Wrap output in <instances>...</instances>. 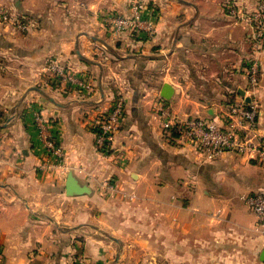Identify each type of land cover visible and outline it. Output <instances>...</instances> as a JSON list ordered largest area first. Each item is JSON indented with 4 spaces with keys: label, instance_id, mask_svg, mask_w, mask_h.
Returning a JSON list of instances; mask_svg holds the SVG:
<instances>
[{
    "label": "crops",
    "instance_id": "crops-1",
    "mask_svg": "<svg viewBox=\"0 0 264 264\" xmlns=\"http://www.w3.org/2000/svg\"><path fill=\"white\" fill-rule=\"evenodd\" d=\"M226 1L0 0L27 25L0 21V264H264V235L242 199L264 193V166L231 151L204 160L161 129L155 105L218 119L247 98L255 59L264 136V41L254 52L242 17L258 0ZM135 3L141 24L114 30L108 17ZM50 59L88 88L50 80ZM117 91L125 114L103 155L91 122ZM34 113L51 122L64 175L36 168ZM68 171L87 192L66 193Z\"/></svg>",
    "mask_w": 264,
    "mask_h": 264
},
{
    "label": "built area",
    "instance_id": "built-area-1",
    "mask_svg": "<svg viewBox=\"0 0 264 264\" xmlns=\"http://www.w3.org/2000/svg\"><path fill=\"white\" fill-rule=\"evenodd\" d=\"M130 16L111 15L108 22L114 30H134L141 24L140 3L132 5ZM253 22L254 52L261 50L264 41V3H260L247 18ZM0 21H12L18 28H27L20 18H13L9 12L0 6ZM44 70L50 80L66 85L88 88L86 79L78 76L69 67L55 59H50L44 65ZM248 81L247 98L234 99L218 119L206 116L178 117L160 97L155 100L160 127L181 143L191 146L204 160H213L224 152H235L248 160L264 166V136L258 132L259 101L255 94L258 83L259 66L257 61L250 60L245 69ZM125 114V99L120 91L114 94L111 105L102 110L91 122L95 135L96 149L103 155H108L113 149L115 133ZM35 126V152L38 154L36 168L40 172L55 170L64 175L67 170L64 149L58 143L51 128V122L40 113L32 116ZM242 199L256 216L254 229L264 235V193L249 192Z\"/></svg>",
    "mask_w": 264,
    "mask_h": 264
},
{
    "label": "water",
    "instance_id": "water-1",
    "mask_svg": "<svg viewBox=\"0 0 264 264\" xmlns=\"http://www.w3.org/2000/svg\"><path fill=\"white\" fill-rule=\"evenodd\" d=\"M170 93L171 86L165 83L161 91L162 97L169 98ZM241 94H243V92H241ZM64 185L67 194H81L88 191V187L84 184H80L72 174V171L67 172Z\"/></svg>",
    "mask_w": 264,
    "mask_h": 264
},
{
    "label": "rangeland",
    "instance_id": "rangeland-1",
    "mask_svg": "<svg viewBox=\"0 0 264 264\" xmlns=\"http://www.w3.org/2000/svg\"><path fill=\"white\" fill-rule=\"evenodd\" d=\"M260 3H264V0H258V2L255 4V7H254L253 9L255 10V9L258 7V5H259ZM225 5H229V6H230V9H231V8H234L233 6H237V5H236V1H233V0H227V1L225 2ZM231 10H234V9H231ZM254 10H253V11H254ZM246 14H247V13H245V14L243 13V14H242V17H244V18L247 19L249 16H246Z\"/></svg>",
    "mask_w": 264,
    "mask_h": 264
},
{
    "label": "trees",
    "instance_id": "trees-1",
    "mask_svg": "<svg viewBox=\"0 0 264 264\" xmlns=\"http://www.w3.org/2000/svg\"><path fill=\"white\" fill-rule=\"evenodd\" d=\"M171 135H173V136L175 135V136H176V134H175L174 132H172V134H171Z\"/></svg>",
    "mask_w": 264,
    "mask_h": 264
}]
</instances>
